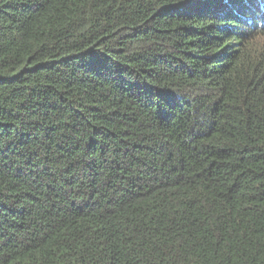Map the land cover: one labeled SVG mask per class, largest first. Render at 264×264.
<instances>
[{
	"label": "trees",
	"instance_id": "trees-1",
	"mask_svg": "<svg viewBox=\"0 0 264 264\" xmlns=\"http://www.w3.org/2000/svg\"><path fill=\"white\" fill-rule=\"evenodd\" d=\"M0 264H264V0H0Z\"/></svg>",
	"mask_w": 264,
	"mask_h": 264
}]
</instances>
